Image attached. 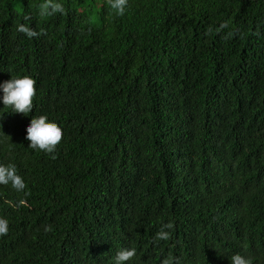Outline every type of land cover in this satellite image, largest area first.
Returning a JSON list of instances; mask_svg holds the SVG:
<instances>
[{"label": "trees", "instance_id": "obj_1", "mask_svg": "<svg viewBox=\"0 0 264 264\" xmlns=\"http://www.w3.org/2000/svg\"><path fill=\"white\" fill-rule=\"evenodd\" d=\"M23 75L32 111L0 105L25 183L0 185V264H264V0H0V82ZM38 115L53 154L28 147Z\"/></svg>", "mask_w": 264, "mask_h": 264}, {"label": "clouds", "instance_id": "obj_2", "mask_svg": "<svg viewBox=\"0 0 264 264\" xmlns=\"http://www.w3.org/2000/svg\"><path fill=\"white\" fill-rule=\"evenodd\" d=\"M128 0H109L110 6L114 8L119 15H123ZM48 5L41 6V15L50 14ZM63 5L56 3L52 7V11L62 12ZM221 28L226 25H221ZM19 31L27 37H35L37 32L26 25H20ZM36 80L29 76H13L10 79L0 82V105L10 109L11 113H19L25 116L33 109V97L36 94ZM25 139L29 142L28 147L43 151L48 154L55 152L57 144L62 138V129L54 120H50L47 115H38L30 119L26 127ZM0 185H11L17 191L25 187L23 177L18 174L17 167L13 163L0 164ZM8 220L0 217V235L6 234L8 231ZM50 230V229H49ZM166 232H159L158 238L166 239ZM135 255V249L122 248L118 251L114 258V264H125ZM230 264H252L250 258L239 253L231 255L229 258Z\"/></svg>", "mask_w": 264, "mask_h": 264}]
</instances>
